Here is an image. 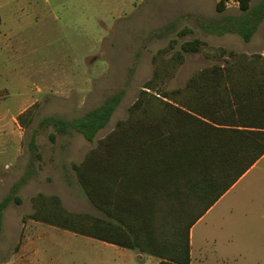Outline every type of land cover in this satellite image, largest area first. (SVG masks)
Returning a JSON list of instances; mask_svg holds the SVG:
<instances>
[{"label":"rangeland","instance_id":"374dc122","mask_svg":"<svg viewBox=\"0 0 264 264\" xmlns=\"http://www.w3.org/2000/svg\"><path fill=\"white\" fill-rule=\"evenodd\" d=\"M219 1L0 0V201L25 178L17 192L20 204L12 201L3 213L0 264L19 253L26 236L38 238L42 264L115 260L107 248L103 255L98 253L99 241L27 219L33 212L32 198L40 193L57 196L68 212L102 217L84 195L72 165L79 164L118 121L128 118L145 83L153 80L155 92L149 93L161 98L183 89L197 69L218 64L225 52L249 50L236 34L212 33L210 25L242 14L237 0H224L226 9L218 13ZM260 2L252 0L250 5ZM184 30L189 33L180 37ZM192 39L203 42L200 52L185 55V62L174 67L173 53ZM172 40L177 43L169 50ZM254 41L264 46V20ZM120 90L124 98L92 143L77 133L59 135L52 126H40L46 117H82ZM32 140L34 152L29 147ZM254 185L264 188V179ZM241 186L215 210L222 211L221 216L215 214L222 218L231 202L242 204L229 226L210 223L209 216L193 229V257L199 244L211 252L210 235H222L229 228L237 238L243 236L245 219L239 214L261 199L242 192Z\"/></svg>","mask_w":264,"mask_h":264},{"label":"trees","instance_id":"16d2710c","mask_svg":"<svg viewBox=\"0 0 264 264\" xmlns=\"http://www.w3.org/2000/svg\"><path fill=\"white\" fill-rule=\"evenodd\" d=\"M251 1L237 0L242 14L210 25L212 33L236 34L248 43L264 20V0L256 7ZM215 9L225 11L224 0ZM176 43L170 41L168 49ZM203 45L198 39L181 43L170 63L181 65ZM151 82L129 107L128 118L72 165L102 217L68 212L57 196L40 193L27 219L154 257L157 264H191L192 227L264 156V77H190L183 89L161 98L149 93L155 92ZM124 95L120 90L108 96L79 118L46 117L40 126L92 143ZM29 147L35 151L33 140ZM24 182L0 201V234L3 213L12 201L20 204L17 192Z\"/></svg>","mask_w":264,"mask_h":264},{"label":"crops","instance_id":"0c3cea01","mask_svg":"<svg viewBox=\"0 0 264 264\" xmlns=\"http://www.w3.org/2000/svg\"><path fill=\"white\" fill-rule=\"evenodd\" d=\"M257 31L252 36L248 43H245L242 38V44L249 50L242 52H225L219 60L218 64H211L206 67L199 68L190 77H264V46L260 44L259 41H254ZM225 35V34H224ZM238 36V35H237ZM256 49L260 52H254ZM233 53V56H230ZM245 55L247 57H241ZM254 55L261 56L260 58H254ZM185 62V60H184ZM183 62V63H184ZM182 63V64H183ZM181 64V65H182ZM260 178H262L260 180ZM264 179V156L261 157L251 168L248 170L238 182L230 188L208 211L201 217L196 224L192 227L190 231V246L192 240V232L194 228H198L209 216L210 223H215L220 226L226 223L227 226L231 223V218L238 212L239 206L242 204H237L234 202H226L229 204V209L226 212L225 217L217 218L216 215L222 214V211L215 212L216 208L236 189L240 188L241 184L250 185V187L241 186L242 192L249 194L259 195L257 198L261 199L259 201L250 202L246 205L245 211H242L241 216L244 217V230L242 237H236L233 232H229V228L222 235H210V246L211 252L207 249V245L199 244L196 246V253L193 257L192 247L190 249L191 264H264V188L255 186L254 184H259ZM253 185V186H252ZM247 188V189H246ZM243 207V206H242ZM248 207V208H247ZM224 211V210H223ZM215 212V213H214ZM212 216V217H211ZM217 219V220H216ZM219 219V220H218ZM33 221V220H30ZM35 223L43 224L40 222L33 221ZM47 225V224H43ZM56 228L51 225H47ZM60 229V228H57ZM63 230V229H60ZM66 231V230H63ZM69 232V231H67ZM72 233V232H70ZM74 234V233H72ZM76 235V234H75ZM80 236V235H79ZM89 238V237H87ZM37 239L26 236L24 240V245L20 249L19 253L10 261L4 262L3 264H42L38 260L41 252L37 250ZM92 239V238H91ZM95 240V239H93ZM98 241V240H96ZM100 242L102 248L98 253L103 255L104 248L109 250L110 256L113 255L115 260L109 262L105 258H98L94 260L93 264H157L158 259L138 254L135 251L128 250L125 248H120L111 244ZM208 244V241L206 242ZM105 253V252H104ZM137 263L134 262L136 261Z\"/></svg>","mask_w":264,"mask_h":264}]
</instances>
